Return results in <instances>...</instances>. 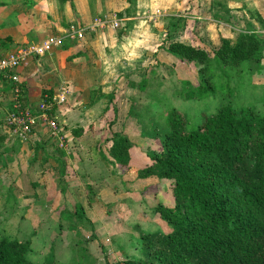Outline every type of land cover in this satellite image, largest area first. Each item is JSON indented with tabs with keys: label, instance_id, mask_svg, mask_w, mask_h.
Here are the masks:
<instances>
[{
	"label": "rangeland",
	"instance_id": "374dc122",
	"mask_svg": "<svg viewBox=\"0 0 264 264\" xmlns=\"http://www.w3.org/2000/svg\"><path fill=\"white\" fill-rule=\"evenodd\" d=\"M127 5L125 13L130 15L134 11L133 0H128ZM147 10L150 11V8ZM149 11L127 24L125 21L120 24L119 21L115 30L119 37L133 30L138 32L140 39L145 38L147 43L146 48L142 49L150 52L143 54V57L138 56L139 75L122 79L112 71L110 85L116 87L108 92L113 97L108 113L110 117L106 116L105 120L111 119L105 124L104 133L99 134L98 140L87 137L81 142L69 143L62 138L63 145L60 146L58 136L53 135L36 118L38 125L45 129V141L50 140L47 153L59 159L60 164L55 166L52 161L47 164L50 155L45 158L42 155L46 160L44 168L37 169L33 165L37 160L34 157L33 167L26 177L21 167H25L26 161L32 158L22 156V151L14 146L6 152V157L0 155V239H16L27 243L26 257L32 264H123L128 260L144 259L140 230L150 234L166 233L168 228L156 208L158 205L168 206L173 197L168 181L142 179L139 172L149 166V154L159 149L161 136L169 130L165 124L168 114L175 110L189 128H195L204 116L215 114L224 106H231L236 111L253 108L257 114H264V39L257 38L259 33L247 32L246 35L242 33L243 28L238 27L239 23L232 26L236 27L234 38L229 32L222 30L225 34L219 33L220 38L238 40L253 49L247 59L238 61L235 57L228 59L225 54L221 57L215 54L219 43L214 44L213 41H217L218 31L208 28L202 34L205 41H193L191 45L200 52L199 55L165 65L166 60L163 61L160 55V49L168 46L164 36L160 35L152 43H148L146 37L152 30L148 28L149 25L161 27L155 26L161 12L157 8L155 16ZM133 22L138 25L135 29L132 27ZM243 34L245 38L240 37ZM250 35L262 43L251 42ZM133 81L140 83L131 85ZM199 85L211 87L213 92L205 98L195 96L186 99L185 96ZM98 89L94 90V95H98ZM132 101L137 105L130 106ZM69 103L63 105L67 107ZM130 107H134L135 115L139 117L135 122ZM8 108L9 101L7 104L1 100L0 135H9L14 140L13 145L18 146L20 140L29 141L32 133L23 139L15 128L7 124ZM124 115L129 118L125 119ZM59 128L66 130L68 125L59 124ZM116 136L126 138L131 144L127 168L103 165L98 162V155L95 158L90 155V160L85 161L80 156L81 151L109 156ZM29 145L33 143L29 142ZM0 149H4L3 145ZM9 161H13L14 165L18 162L17 167L10 168ZM52 167L55 169L52 170ZM30 177L41 181L40 187L28 183ZM99 195V199H96Z\"/></svg>",
	"mask_w": 264,
	"mask_h": 264
},
{
	"label": "crops",
	"instance_id": "0c3cea01",
	"mask_svg": "<svg viewBox=\"0 0 264 264\" xmlns=\"http://www.w3.org/2000/svg\"><path fill=\"white\" fill-rule=\"evenodd\" d=\"M127 3L128 0H0V57L19 48L40 45L48 38H63L61 46L41 56L28 57L18 69V75L23 91L20 98L22 106L38 114L41 104L48 103L52 118L59 124L68 125L66 130L60 129V132L63 130L60 136L69 143L81 142L87 137L99 139V134L104 133L105 124L111 119L105 120L106 116L110 117L108 113L112 103L111 93L108 92L116 87L110 85L113 80L112 71L122 79L139 75L138 56L143 57V54L150 52L142 49L146 48V40L140 39V34L134 30L132 33L136 36L129 35L132 34L129 32L119 37L116 29L107 21L109 18L116 17L120 24L123 21L127 24L149 11L148 8L152 15L159 8L161 16L157 18L159 21L155 26L161 27L148 26L152 28L146 36L148 43L156 42L163 35L165 44L177 42L191 46L193 41L204 40L202 34L209 28L218 31L217 41H213L217 44L220 40L219 33L225 34L223 31L231 33V38H234L236 27L232 26H237V23L239 28H243L242 33L256 32L264 39V0H133L134 11L130 15L125 13ZM224 16L226 19H223ZM97 21L103 24L97 25ZM137 26V22L132 23L133 29ZM80 31L81 38L76 34L73 36V33ZM148 46L152 48L151 44ZM166 48L167 46L160 49V55L163 61L166 60L165 65H171L178 59L168 53ZM140 81H133L131 85H138ZM97 88L99 93L94 95ZM9 96V87L0 77V99L8 104ZM60 96L65 98L64 103L70 102L69 106L56 103ZM131 105L137 104L132 101ZM130 108L133 110L131 117L135 122L139 117L135 115L134 107ZM124 116L125 119L129 118ZM32 130L31 139L20 140L21 144L18 146L13 145L14 140L9 135H0V139L4 140L0 142V146L4 147L0 149L1 156L6 157V152L14 146L13 148L22 151V156L32 158L27 159L29 161H26L25 167H21L26 177L33 165L37 169L44 168V158L48 155L50 158L47 164L50 161L55 166L60 164L52 154L47 153L50 140L45 141V129L35 122ZM125 133L130 136L129 132ZM25 138L27 136L23 139ZM29 142L33 145H29ZM79 154L84 157V161L90 160V155L93 158L98 155L96 158L103 165L109 159L107 156L105 160L103 156L93 152L81 151ZM34 157L37 160L32 165ZM12 162H8L11 163L10 168L17 167L18 162L15 165ZM109 167L112 168L111 164ZM51 169L54 170L55 167ZM29 182L36 188L41 184V181L33 177ZM99 197L100 195L96 199Z\"/></svg>",
	"mask_w": 264,
	"mask_h": 264
},
{
	"label": "trees",
	"instance_id": "16d2710c",
	"mask_svg": "<svg viewBox=\"0 0 264 264\" xmlns=\"http://www.w3.org/2000/svg\"><path fill=\"white\" fill-rule=\"evenodd\" d=\"M250 36L251 42L262 43L260 36ZM248 45L220 38L215 54L241 61L253 52ZM166 50L179 60L200 53L177 42ZM212 92L199 85L185 98H205ZM165 124L169 130L139 177L169 182L173 201L156 208L168 231L140 230L144 259L123 264H264V114L224 106L189 128L172 110ZM127 142L116 136L109 161L103 157L105 164L127 168ZM27 250V243L1 238L0 264H32Z\"/></svg>",
	"mask_w": 264,
	"mask_h": 264
},
{
	"label": "built area",
	"instance_id": "2783aa9c",
	"mask_svg": "<svg viewBox=\"0 0 264 264\" xmlns=\"http://www.w3.org/2000/svg\"><path fill=\"white\" fill-rule=\"evenodd\" d=\"M107 21L110 22L109 24L112 28H118L119 20L116 17L109 18ZM96 23L97 25L99 23L103 24V22L100 21H97ZM81 32L82 31L73 33V36L76 34L77 37L81 38ZM62 42L63 38L52 37L48 38L40 45L19 48L12 53L0 57V77L7 84L10 92V96L8 98L9 111L6 116L7 124L10 127L15 128L19 135L24 138L31 133L32 127L36 122V118H39L40 122H42V124H44L53 135L58 136L60 139V146L63 145V141L60 136L59 124L57 120L49 115L51 110L49 104L42 103L37 116H34L31 110L22 106L20 98L23 91L18 75V69L28 57L32 55L41 56L44 53L49 52L51 49L61 46ZM64 101L65 98L60 96L57 98L56 103L61 104L64 103Z\"/></svg>",
	"mask_w": 264,
	"mask_h": 264
}]
</instances>
